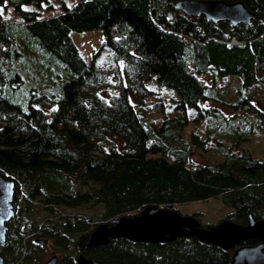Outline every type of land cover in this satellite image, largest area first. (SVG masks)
Segmentation results:
<instances>
[{"label":"trees","instance_id":"trees-1","mask_svg":"<svg viewBox=\"0 0 264 264\" xmlns=\"http://www.w3.org/2000/svg\"><path fill=\"white\" fill-rule=\"evenodd\" d=\"M241 1L257 17L232 25L185 14L175 0H74L48 14L50 0H0V174L14 181L15 206L5 264H38L37 237L58 248L56 264H78V252L107 264H230L234 246L194 234L86 242L98 222L148 204L185 214L176 205L216 197L229 208L223 218L264 220V148L252 142L264 138V110L248 93L264 87V0ZM8 5L14 16L2 14ZM90 28L105 37L86 60L71 31ZM153 74L176 91L177 113L148 85ZM229 76L239 80L231 94L215 82ZM87 203L100 219L53 214Z\"/></svg>","mask_w":264,"mask_h":264},{"label":"water","instance_id":"water-1","mask_svg":"<svg viewBox=\"0 0 264 264\" xmlns=\"http://www.w3.org/2000/svg\"><path fill=\"white\" fill-rule=\"evenodd\" d=\"M174 6L188 15L203 14L212 20L227 19L232 25L238 22L250 23L257 17L241 0H175ZM231 42L236 43V40L232 39ZM13 190V179L0 174V244L6 241L7 221L15 213ZM190 234L222 248L234 246L230 264H264V220L249 215L246 224L223 218L216 224L203 226L192 214H182L173 208L156 204H148L138 213L121 216L111 224L98 222L90 232L86 244H104L109 238L119 236L147 243ZM249 238L257 241L248 243ZM34 241L45 243L46 239L37 237ZM56 261L57 256L54 254L42 264H55ZM0 264H5L1 253ZM78 264L107 263L96 258H87L78 252Z\"/></svg>","mask_w":264,"mask_h":264},{"label":"rangeland","instance_id":"rangeland-1","mask_svg":"<svg viewBox=\"0 0 264 264\" xmlns=\"http://www.w3.org/2000/svg\"><path fill=\"white\" fill-rule=\"evenodd\" d=\"M51 6H48L46 10H42L44 14L50 13H55L57 11H61L63 9L64 4H70L74 0H50ZM46 5V3H43ZM26 7H32L30 5H25ZM45 7V6H44ZM2 14L4 16H14V11L11 5H8L5 8L1 9ZM71 36L76 43L80 53L82 56L86 59L89 60L92 52L94 49L98 46V44L104 39L105 34L100 28H90L86 30H81V31H71ZM63 69V68H61ZM64 70V69H63ZM200 77H202L206 82H210L212 78V73H202L200 74ZM29 80V79H28ZM215 82L217 85L222 87L224 90L228 92V94L233 93V91L238 87L239 85V80L236 77L229 76L225 77L223 79H217L215 78ZM148 85L152 88H154L156 91L155 96L160 97L165 106H166V112L167 113H177V108L173 107V103L175 101V98L177 97L176 91L167 85H162L158 83L156 76L153 74L151 79L148 81ZM24 91H28V87L24 85ZM113 86L112 84H108L105 87H102V89L99 91L100 94L104 96H108L111 91H113ZM248 93L251 95L252 101L262 108L264 110V87L259 86L252 88L251 90H248ZM214 101H211L210 103H213ZM208 101L206 102V105H208ZM224 108V107H223ZM226 112H230L231 109H226L224 108ZM192 123L189 121L187 124V127H191ZM116 141H119L118 138H113ZM252 142L254 144V147L256 150L260 148H264V138L259 135V133L252 134ZM121 145V141L119 142V146ZM194 160L197 161H202L204 159L202 156L199 154H194L193 156ZM76 187H79L77 189L81 190L83 189L79 185H76ZM42 198V197H41ZM41 198H37L36 201L34 202V209L32 212V215L36 217L38 221H40L43 217L42 214H44L43 206L41 202ZM58 209H56V212H53V214H56L59 212L58 210H61L63 213H73L76 211H80L86 214H89L95 219H100L99 217V212L102 211V209L96 205L95 203H87V204H82L81 206L74 207V206H66V205H57ZM180 210H182L185 213H191L193 211H199V215L197 220L199 221L200 225H205V226H210L212 224H216L225 216L229 208L225 206L218 198L216 197H209L206 199H201V200H196V201H191L188 202L187 204L183 205H176ZM60 211V212H61ZM257 241V240H255ZM41 250H42V255H41V261L38 264H42L47 258L50 256L56 254L57 260L59 256L61 255L60 251L56 246L53 245L51 239H46L45 243H41ZM78 258V257H77ZM57 263V261H56ZM55 263V264H56Z\"/></svg>","mask_w":264,"mask_h":264}]
</instances>
